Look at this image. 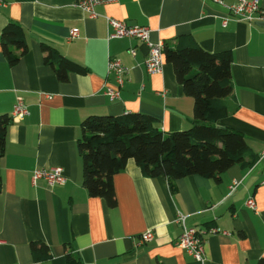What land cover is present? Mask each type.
Here are the masks:
<instances>
[{"label":"crops","instance_id":"obj_1","mask_svg":"<svg viewBox=\"0 0 264 264\" xmlns=\"http://www.w3.org/2000/svg\"><path fill=\"white\" fill-rule=\"evenodd\" d=\"M76 1L3 0L0 5V33L8 22L18 23L28 45L9 65L0 42V114L10 117L0 158V264H255L264 256V20L233 19L211 0H115L96 5L92 18ZM259 4L264 10V0ZM107 16L146 26L152 42L169 48L185 37L205 51L231 52L236 109L218 124L244 135L258 156L252 166L234 164L218 179L178 178L172 192L165 177L144 176L129 159L113 175V206L88 194L77 145L86 117L141 112L154 117L163 132L185 130L193 119V98L164 55L162 71L149 73L147 45L132 37L108 39ZM71 28L79 32L68 39ZM43 44L86 72L59 80L43 59ZM109 57L129 68L114 100L104 94L106 85H114ZM18 101L27 115L12 114ZM51 167L63 169V183L32 184L34 169ZM232 179L239 183L230 192ZM250 196L255 208L246 205ZM178 212L190 226L219 229L204 236L202 262L175 244L181 233L174 221ZM146 230L154 236L140 243ZM32 243L46 245L48 256L36 259Z\"/></svg>","mask_w":264,"mask_h":264},{"label":"trees","instance_id":"obj_2","mask_svg":"<svg viewBox=\"0 0 264 264\" xmlns=\"http://www.w3.org/2000/svg\"><path fill=\"white\" fill-rule=\"evenodd\" d=\"M0 42L9 65H14L28 49L24 29L15 22L2 28ZM42 49L45 63L54 67L59 80L67 79L69 72H86L84 66L50 46L43 44ZM163 51L184 93L193 98L189 128L163 132L154 117L141 112L90 115L81 122L82 136L77 145L82 158L83 186L90 196L104 198L109 206L116 203L113 175L124 169L129 159L134 160L144 176L165 177L170 190L175 192L178 178L197 174L218 179L234 164L247 168L258 158L240 131L218 124V120L236 109L231 52L205 51L192 38L185 37L172 48L164 46ZM9 123V115L0 114V158ZM1 186L0 174V189ZM31 248L36 259L49 254L43 243H32ZM255 264H264V256Z\"/></svg>","mask_w":264,"mask_h":264},{"label":"built area","instance_id":"obj_3","mask_svg":"<svg viewBox=\"0 0 264 264\" xmlns=\"http://www.w3.org/2000/svg\"><path fill=\"white\" fill-rule=\"evenodd\" d=\"M114 1L115 0H77L75 5L86 12L89 17L94 18L97 16V13L95 12L96 5L111 3ZM211 1L224 7L228 12V15L233 19L248 23L264 20V10L259 4V0H238L236 3L230 4L225 3L223 0ZM2 4L3 0H0V5ZM228 15L222 17L223 25H226L229 20ZM106 21L110 27V30L107 33L108 39L122 37L138 39L148 47V54L144 62L146 70L149 73H160L162 71L164 46L161 43H154L149 39V29L146 26L128 25L125 21L110 16L106 17ZM78 32L77 28H71L68 39L77 36ZM130 51L131 54H135L134 48L130 49ZM107 72L113 75L114 85H106L104 87V94L110 100H114L120 97V90L124 84L125 76L129 72V68L124 65L120 59L109 57L107 60ZM17 113H22L24 115L28 114V109L21 101H18L13 106L12 114ZM261 154L264 155V151ZM39 179H43L48 184L52 185L55 183H63L66 180V177L63 174V169L61 167L34 169L31 176L32 184H35ZM238 183L239 181L237 179H232L229 185V191L233 192ZM246 205L250 208H255V200L252 196L247 198ZM174 221L181 227V233L175 241V244L192 256L193 259L202 262L204 260V236L207 232L216 233L219 229L216 227H210L206 230L201 227L190 226L186 223V215L180 212L176 214ZM153 236L154 232L152 230H146L141 233L139 242H148L152 240Z\"/></svg>","mask_w":264,"mask_h":264}]
</instances>
